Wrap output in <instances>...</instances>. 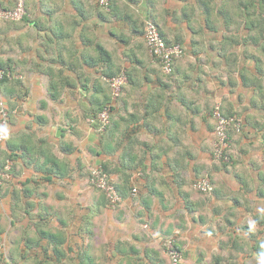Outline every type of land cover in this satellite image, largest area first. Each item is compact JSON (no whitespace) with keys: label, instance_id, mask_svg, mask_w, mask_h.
Here are the masks:
<instances>
[{"label":"crops","instance_id":"0c3cea01","mask_svg":"<svg viewBox=\"0 0 264 264\" xmlns=\"http://www.w3.org/2000/svg\"><path fill=\"white\" fill-rule=\"evenodd\" d=\"M251 1L114 0L109 7L112 8L110 14L103 9L98 13L93 0H82V4H77L86 13L87 19H83L85 26L77 27L66 36L59 34V37L55 36L57 31L54 30L51 45V56L57 58L52 66L55 72H68V79L77 87L74 94H66L65 99L49 97L47 89L42 87L45 86V77H33L37 73L34 71L31 76L21 73L25 90L20 92V96L14 91L5 95L12 111L6 140L0 147V165H5L9 160L12 171L11 178L4 184L0 204V264L134 263L133 259L124 255L113 254L117 241L134 239L137 243L140 237L130 227L136 225L130 217L133 212L130 203L123 197L119 212L110 209L100 191L102 198H95L90 189V170L96 164L105 165L112 179L119 184H123L126 178L121 173H129L133 188L138 190L140 196L149 199L152 194H157L158 198L182 202L180 189L172 184L174 173H184L186 178L189 168L190 173L196 175L194 166L199 163L193 159L173 161V152L184 147L186 149L188 138L190 146L187 149L198 155L202 154V150L207 153L213 145L214 137L209 125L202 126L199 131L185 127L183 121L187 120V114L190 117L195 115L191 107L186 105L188 96L183 94L177 97L173 94L179 88L183 93L190 91L192 80L178 79L167 84L153 77L145 41V52L135 44V40L138 42L144 38L143 32L142 37L139 34L138 22H154L160 26L167 39L202 41L206 43L207 51H201V54L210 55V49H215L211 43H217L224 37H234V30H231L234 23L253 19L252 11L247 13V8H252ZM258 2L257 16L262 13L260 4H264V0ZM67 6V18L71 20L75 14V4L68 3ZM53 8L52 5L54 16L51 25L58 27V23L64 20L61 12L66 10L63 8L60 12L57 9L55 14ZM245 32L248 33V30ZM64 37L68 43L67 48L63 46ZM121 40L125 42L121 44ZM131 40H134L133 44ZM98 46L114 55L113 63L118 65L119 61L122 62L123 68L118 77H126V83L121 86L120 98L115 96V117L119 124L114 135L110 134L108 138L111 141L115 139V151H110L111 146L103 149V139L98 134L100 131L92 126L90 119V108L98 99L96 94L92 95V91H89L97 79V67L92 68L91 65L98 62L100 68L102 58L105 57L101 47L97 51ZM196 48L200 51L199 44ZM125 51L128 56L124 54ZM197 51L188 54L192 56ZM117 57L121 60H117ZM248 62L254 65L252 60ZM31 66L35 65L21 64L17 68L32 71ZM126 71L131 78L127 77L129 75ZM32 84L34 88L30 87ZM84 85L88 90L83 88ZM68 90L65 89V92ZM210 123L213 125V120ZM92 150L100 151L99 155L93 154ZM154 152L157 153L155 157L152 156ZM205 156L210 159L209 153ZM189 157H195V153ZM182 166L185 170L181 169ZM260 172L264 174V170ZM254 175L250 173L251 190L245 195L248 205L243 200L242 209L230 203L235 213L230 218L232 224L217 225L215 222L211 224L208 238L205 237L212 242V247L205 244V250L213 249L217 253L213 257V264H259V256L264 253L260 247L264 243V187L259 186ZM150 176L156 178L152 180ZM160 176L163 177L159 179ZM178 180L180 185L184 184V176H178ZM152 182H155L154 186L150 187ZM186 188L184 186L183 191H187ZM141 209L145 210L142 206ZM179 210L181 212L178 214L169 212L168 215L185 222L182 215L186 208ZM114 213H118V216L113 221ZM162 217L161 223L167 218ZM221 220L220 217V220L214 221ZM186 221L189 226L188 223L186 226L180 224L181 228L176 229L182 233L179 236V247L184 262L190 264L197 259L192 257L191 249H185L183 236L190 234L193 238H199L208 234ZM127 223L128 226L130 223L128 233L124 227ZM99 224L102 225L99 230H103L104 238L96 242L91 235L98 231ZM187 226L190 232L184 233L182 229ZM196 229L201 232H196ZM52 235L54 237H48ZM204 241H197L196 246ZM93 242L96 248H89ZM76 244L84 245V250L75 253L73 245ZM158 246L155 247L157 250L149 251L150 255L169 264L168 258ZM198 253L204 256L203 252ZM131 258H134L133 255ZM144 259H148V256Z\"/></svg>","mask_w":264,"mask_h":264},{"label":"rangeland","instance_id":"374dc122","mask_svg":"<svg viewBox=\"0 0 264 264\" xmlns=\"http://www.w3.org/2000/svg\"><path fill=\"white\" fill-rule=\"evenodd\" d=\"M258 1L260 0H257L255 4H259ZM257 8L259 7H253L252 10L257 12L259 11ZM109 9L106 10L108 11L107 14H110V11L112 10V8ZM260 10L263 15L259 14V16L255 17L250 22L241 21L233 24V28L231 29L234 30L235 33L233 38L225 37L226 40L224 41H222V38L219 39L220 41L217 43H211L212 48L215 49H210V55L201 54V51H207L206 43L203 44L202 41L197 39H183L182 41L185 43L183 47L184 54H181L178 58L176 62L178 64L175 65L173 72L169 75L164 74L161 65L154 61L148 52L149 64L153 68V77L159 82L169 84V82H174L178 79L192 80V88H189L190 91L183 93L181 88H179L173 94L177 97L183 96V94L188 96L186 105L191 107V111L193 110L192 112L195 115V117H190L187 114V120L183 121L185 127L193 128L192 131H199L202 126L206 127L209 125L214 133V113L220 108V111L225 116H236L240 119V121H237V123L240 124V129L238 127L236 128L237 130L239 129V133H236V136L230 139L229 146L226 147L228 149V154L227 159L223 162L228 163L224 164L221 163L222 161L218 162L216 160L215 152L218 145L215 133L213 137V145H211L207 153L202 150V154L198 155L196 152H192L191 149H187L190 146V140H188V138L186 149L184 147L181 150L176 149L177 151L173 152V155L175 156L172 157L173 161L174 159H178L184 162L185 159H193L194 162L199 163L194 166L196 175L192 172L190 173L189 168H187L189 172L186 178L184 173L178 175L174 173L175 178L172 184L180 189V198L183 197L182 202H175L173 197L172 199L174 200L172 201L170 200L171 198H158L159 196H157V194L156 196H153L152 194V198L149 199L140 196L139 193L135 196L132 194L130 195L133 190V184L130 179L132 176L129 175V173H121L126 177L123 183L124 185L122 186V184H119L118 182L116 183L120 188L122 187L125 190V199L129 201L130 207L133 211L130 217L136 222L134 227L130 226V223L129 226L134 228V230H136L135 232L140 234L137 243L134 239L125 241L133 244L137 248V253L133 252V264H165L163 259L161 260L152 256H149L148 259H144V257L147 256L146 254H148L150 250H157L155 247L158 245L161 248L160 251L162 250L164 254L166 253L167 244L169 242H171L173 247H179V236H181L182 233L177 230L176 227L181 228L180 224L186 226V223H188L186 219L191 223L192 227H199L203 232L208 234H203V237L201 236L199 238H193L190 234L189 236H183L185 249H191L193 251L192 257L197 259L196 261L193 260V263L190 264H213V257L217 254L215 253L216 250H205L207 249L205 244L212 247L211 240H208V242L205 239V237L208 238L209 231L212 230L211 224H214L215 222H217V225L232 224V219L230 218L233 217V214L235 213L233 212L234 206H231L230 203H234L237 208L242 209L244 207L243 200L245 201L244 204L248 205V200L245 198V195L251 190L250 173H254L255 180L257 179L261 182L262 177L264 176V174L260 172L264 170V8H260ZM138 23V28H140L139 34L142 37L145 34L144 28H146L149 21ZM249 24L253 26L255 25V29L259 28V30H261L259 32L261 33L257 34V31L246 33L245 30H248L247 28H249ZM249 30H251V27ZM18 34V24H0V62L4 63V61L10 60L16 64V62L19 63L20 58H24L28 54L26 50H22L24 53H27L26 55L21 56L24 53L17 48L19 47L17 41ZM168 40L173 43H178V39ZM133 41L134 40H131V44H133ZM212 41L216 42V40ZM9 43L13 45H10ZM135 44L141 51L145 52L144 38L138 42L135 40ZM197 44L200 45V51H197ZM190 51H197L200 53L195 54L194 52V55L190 56L188 54ZM249 60L254 62L253 66L250 65V62H248ZM28 61L30 63L33 62L31 60H27V62ZM30 63L29 65H31ZM250 66L251 70L253 69L252 73L248 71L250 70ZM35 67L39 68V72L37 71V75L33 74L32 76L38 77L42 75L45 77V86L42 87L44 89L46 88L47 91L50 87L55 86L53 85V82L57 81L60 84V82H63L62 80H64V77L58 72H53L51 75L44 73L42 65L35 64V66H31L32 71L21 70L20 72L16 67V70L14 69V78L17 80L16 84H18V86L14 85L12 90L17 92L18 96H20L19 94L22 90H25V86L22 83L24 80L21 78V73L27 72L26 75L35 73ZM123 79L125 81V78ZM30 87L34 88V84ZM47 91L46 93H48L50 97L51 92ZM74 92L75 90L69 89L65 92L64 89H60L59 97L65 99L66 94L73 95ZM211 120H213V125L210 123ZM102 129L104 128L102 127ZM193 153H195V157H189ZM208 153L210 159H207L205 156V154ZM152 154V156L155 157L157 153L154 152ZM181 169L185 170V167L182 166ZM108 172L111 173L110 170H108ZM86 176L88 177V174ZM178 176H184V184H179ZM204 176L210 178V182H212L211 184L213 186L211 191L205 193L195 189V182ZM162 177L163 176H160L159 179ZM150 178L154 180L153 178L156 177L150 176ZM154 183L155 182H152L150 187H153ZM184 186L188 188H186L187 191H183ZM253 186L257 187V184L253 183ZM90 189L95 198H102V194H100L97 189L92 186ZM120 206L121 204L116 205V207H110V209H115L120 212V209L118 208ZM141 206L144 207L145 210H142ZM183 208H186L185 213L182 215V217L185 218V222H181L168 215L169 212H175L178 214L181 212L179 209ZM157 212L159 214H157ZM160 215L167 217L162 220L163 223H161ZM116 216H118V213L113 214V221ZM164 217H162V219ZM220 217L222 218L221 221H214L217 219L220 220ZM110 221L111 219L109 217V223ZM233 224H235V221ZM129 226L128 223L124 225L125 232H127V229L129 230ZM188 226L186 228L183 227L182 231H185L184 233H186V231L190 232V227ZM101 228V224L97 225L98 231L93 233L94 235H91L93 241L97 242V240L100 241L104 238L103 230H99ZM200 229H196V232H201ZM153 235H158V237H153ZM196 240L205 241L203 244L196 246ZM94 243L95 242L91 243L89 248H96ZM126 249L128 250L127 254L121 253V255L131 257L132 255H128L132 253L131 248L126 246ZM73 250L75 253L82 252L84 250V245H73ZM197 252H203L204 256H199V253L197 254ZM142 259L144 260L141 262ZM124 264L128 263L124 262Z\"/></svg>","mask_w":264,"mask_h":264},{"label":"trees","instance_id":"16d2710c","mask_svg":"<svg viewBox=\"0 0 264 264\" xmlns=\"http://www.w3.org/2000/svg\"><path fill=\"white\" fill-rule=\"evenodd\" d=\"M58 1L60 3L59 5H58ZM101 1L102 0H93V2H92L94 4V6H97V8H95V9L98 11V13L102 11L101 9H103V10L109 9V7H111V4H113V2H114V0H110L108 8H105L104 6H102L100 4ZM15 2H16L15 0H0V3L4 7L9 8V9L14 8ZM255 2H256V0L251 1L250 5L252 6V8H247V13H250L252 11L253 19L255 17H257V12H254L252 10L253 7H255V8L257 7ZM68 3L75 4V7L73 8V11H75V14H74V16L71 17V20L69 18H67V16H68V12H67L68 6H67V4ZM77 4H82V0H26L25 1L26 14H25V16L23 17L22 20L16 21V22L1 23L3 25H6V24H18L19 25V34H18V37H17L18 38L17 41H18L19 47H17V48L20 49V51L28 49V51H27L28 52V54H27L28 57L21 58L22 61H19V63L16 62V64H15V63L11 62L10 60H6V61H4V63L0 62V72H4V77H3V79H2V81L0 83V88H1L0 89V101L4 102L5 110L8 113V124L10 122V117H11V111L12 110L8 107L5 95L8 92L13 91L12 89H13L14 85L18 86V84H16L17 80H15V78H14V72H15L14 69L16 70V67L20 66L21 64L30 63L29 61L27 62V60H31L33 62H31L30 64L42 65L43 69H44L43 70L44 73H48V75L49 74L51 75L53 72H55V69L52 66V64H53L54 60L57 61V58L51 56V53H52V46L51 45H52L53 31L54 30L57 31L56 35H55L57 37H59V34L61 36H66L67 33L75 31L77 29V27L85 26V22L83 21V19H87L86 13L83 11V7L79 6ZM52 5L54 6L53 10H54L55 14L57 13L56 12L57 9L60 10V12L63 11V8L66 10V11L61 12V13H63L62 16L64 17V20L62 22L58 23V27L57 26L53 27L51 25L52 24V18L54 16L53 15V11H52ZM260 5H261L260 8H264V4H260ZM260 14L262 15V13H260ZM68 22H70V23L68 24ZM149 23H152V21H149ZM149 23H147V24H149ZM153 24L157 26L158 30L160 31L161 36L163 37V39L165 40L167 45H170V46L175 45V44L179 45L181 47V49L183 50L182 54H184L183 47H184L185 43L182 40L178 39L177 40L178 43L170 42L164 36V33L162 32L160 26L155 24L154 22H153ZM254 26L249 24V28L251 27V30H249V28H247L249 30L248 32L257 31V34L261 33V32H259L261 30H259V28L255 29ZM231 38H233V37H231ZM224 40H226L225 37L222 39V41H224ZM144 41L146 43L145 37H144ZM123 42H125V40H121V44H123ZM9 44L13 45L11 43H9ZM67 44H68L67 40L64 37V43H63L64 48H67ZM99 47H101V46H98L97 51H98ZM100 50L104 52L103 56H105V57L102 58V63L100 64V68H98L99 67L98 66V62H95L94 64L91 65L92 68L93 67H97L95 69V73H96L97 79L94 82L93 86L89 88V91H92V95L96 94L98 96V99H97V101H94L92 103V106L90 108V112H91L90 113V115H91L90 119H92V121L94 120L92 122V126L95 129H97L98 131L102 130L98 134L103 139L102 140L103 141L102 145L104 147L103 149H105L106 146H108V147L111 146L110 147V151H115V145H116L115 139H113L111 141L108 138L110 137V134L114 135V133L116 132V127L119 124V121L116 120V117H115V115H116L115 114V108H116L115 104H116V101H117L118 97L121 94L117 95V97H116L117 99H115V95H114L113 91L111 90V86H110V83H109L108 80H110V79H112L114 77H118L121 74V71H122V68H123V64H122L121 61H119L118 65L113 63L112 57H114V55H111V53H109L107 51V49L104 50L101 47ZM124 54L126 56H128V52L127 51H125ZM63 60H65L64 57H63ZM117 60H121V59L119 57H117ZM61 62H63V61H61ZM175 63H176V61L174 62V64ZM96 64H97V66H95ZM20 71L21 70H19V72ZM35 71L39 72V68L35 67ZM248 71L252 73L253 69L251 70V68H250V70H248ZM56 72H58L60 75H62L64 77V80H62L63 82H60V85H59V82H57V81L54 82L55 86L50 87V89L48 90V92H51V96H53L54 98H59L60 89H64V90L65 89H70V90L77 89L76 85L73 84L74 82L73 81L71 82L68 79V77H67V73L68 72H66V70H59V71H56ZM80 73L82 74L81 71H80ZM126 74H127V71H126ZM127 75H129L127 77L131 78L130 73H128ZM53 88H55V89H53ZM83 88L85 90H88L86 85H84ZM105 110H107L109 112V120H108V123L106 125H103L98 117ZM218 110L220 111V108ZM222 115L225 116L224 114H222ZM228 117L229 118L235 117V118H232L234 120L235 124L237 123L238 120L240 121V119L237 118L236 116H227L226 118H228ZM0 119H1V115H0ZM216 123H217L216 120H214V133H215V129H216ZM235 124L233 123L232 126L229 128V131H228L229 142H230L231 138H234L236 136L235 135L236 133H239L238 131H239L240 127L237 130L235 128ZM102 127L104 129H102ZM0 129H1V126H0ZM227 151H228V149L226 148V150L223 152V154L226 155V157H227V154H228ZM92 153L96 154V155H99L100 151L92 150ZM216 160L218 162L222 161L221 163H224V164L228 163V162H223L225 160L224 158L216 159ZM99 165L110 176L111 180L113 181V184L115 185V187H116L118 193L121 195V197L122 198L125 197V190L122 187L120 188L117 185V183L112 179V176L108 172V170H107L105 165L96 164L94 167L99 166ZM4 166L5 165H0V169H3ZM11 171H12V169H11ZM11 171H10V173H11ZM90 172H91V170H90ZM201 178H203V177H201ZM209 180H210V178H209ZM256 181L260 182V180H257V179H256ZM5 182H4V184H5ZM123 185L124 184H122V186ZM260 185H261V187H264V177L262 178L261 182L259 183V186ZM3 187H4V185H3ZM2 192H3V190H2ZM104 197H105L106 204H108L109 207H112L105 195H104ZM48 237H54V236L52 235V236H48ZM126 246H129L131 248V252H132L131 254H128V255H133L134 253H137L136 252L137 248L133 244H131L129 242H124V241H120L119 240L115 244V249L113 251V254H116V253H118V254H121V253L127 254L128 250L126 249ZM176 249H178L179 251L182 252L180 247L177 246ZM146 255L148 257L149 256L155 257V255H150V253L146 254ZM125 257L128 258V259H133L130 256H125ZM143 260L144 259H142L141 262ZM129 262L130 261H128V263Z\"/></svg>","mask_w":264,"mask_h":264},{"label":"built area","instance_id":"2783aa9c","mask_svg":"<svg viewBox=\"0 0 264 264\" xmlns=\"http://www.w3.org/2000/svg\"><path fill=\"white\" fill-rule=\"evenodd\" d=\"M15 6L12 9L4 7L0 4V24L6 22H16L23 19L26 14L25 1L26 0H15ZM110 0H102L100 4L105 8H108ZM145 40L148 48L150 57L161 65L164 74H171L174 70V62L181 56L182 49L179 45H167L165 40L160 34L157 26L153 23H149L145 29ZM4 77V72H0V83ZM125 78V81L124 79ZM110 86L113 90L115 96L119 95L121 91V86L126 83V77H114L109 80ZM1 89V88H0ZM0 147L6 140V129L8 126V113L5 110L4 102L0 101ZM99 120L103 125H106L109 120V112L105 110L99 115ZM214 118L216 120L215 134L217 136V149L215 152V157L217 159H227L223 152L226 147L229 146V136L228 131L232 126L234 120L232 118H226L217 109L214 113ZM239 125V126H238ZM239 128L240 124L236 123L235 128ZM11 162L8 160L3 169H0V204L3 200V185L4 182L11 178ZM90 184L93 188L102 192L108 199L112 207H116L123 202V198L118 193L113 181L104 169L99 165L93 167L90 172L89 177ZM212 184L207 176L197 180L195 182V189L200 192H209L212 190ZM138 193L136 188H133L132 195L135 196ZM166 257L168 258L169 264H185L183 254L176 247H173L171 242L167 244Z\"/></svg>","mask_w":264,"mask_h":264},{"label":"clouds","instance_id":"9594fccd","mask_svg":"<svg viewBox=\"0 0 264 264\" xmlns=\"http://www.w3.org/2000/svg\"><path fill=\"white\" fill-rule=\"evenodd\" d=\"M255 227V225L253 224V228ZM260 247L262 249H264V243H261ZM259 264H264V253H261L259 256Z\"/></svg>","mask_w":264,"mask_h":264},{"label":"water","instance_id":"95a60500","mask_svg":"<svg viewBox=\"0 0 264 264\" xmlns=\"http://www.w3.org/2000/svg\"><path fill=\"white\" fill-rule=\"evenodd\" d=\"M60 133H61V131L59 130V131H58V135H60Z\"/></svg>","mask_w":264,"mask_h":264}]
</instances>
